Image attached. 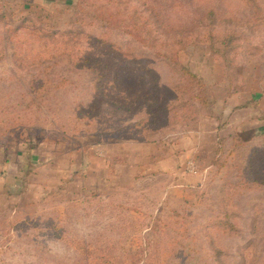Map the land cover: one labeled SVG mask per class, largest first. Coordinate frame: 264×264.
I'll list each match as a JSON object with an SVG mask.
<instances>
[{
	"label": "rangeland",
	"instance_id": "rangeland-1",
	"mask_svg": "<svg viewBox=\"0 0 264 264\" xmlns=\"http://www.w3.org/2000/svg\"><path fill=\"white\" fill-rule=\"evenodd\" d=\"M120 1L129 14L160 13L165 34L160 43L152 34L150 45L167 53L181 35L171 29L211 7L218 19H203L206 25L194 29L199 38L221 17L236 20L217 28L236 40L225 61L201 41L179 52L181 63L204 80L211 106H197L196 119L187 122L162 113L150 130L132 132L130 126L148 118L145 104L103 102L85 118L80 110L94 100L89 70L53 61L18 71L8 52L0 61V143L30 142L25 155L4 166L0 264H264V0ZM74 6L41 9L42 27L70 32L63 39L77 56L99 57L85 51L96 45L89 37L109 33L156 72L157 109L174 102L179 78L165 59L127 35L125 23L108 30L89 19L73 24ZM46 78L64 85L45 93L39 110L27 108L31 81ZM197 129L202 144L188 156ZM257 149L260 157L250 161ZM189 176L197 180L186 181Z\"/></svg>",
	"mask_w": 264,
	"mask_h": 264
},
{
	"label": "trees",
	"instance_id": "trees-1",
	"mask_svg": "<svg viewBox=\"0 0 264 264\" xmlns=\"http://www.w3.org/2000/svg\"><path fill=\"white\" fill-rule=\"evenodd\" d=\"M190 1L191 3L192 1L199 2V0ZM251 1L254 2L256 0ZM178 2L176 1L177 8L180 5L182 6ZM120 3V0H78L74 6L76 16L73 24H87L89 19L90 23L88 25L96 23V25L108 30L120 27L121 23H125V27L122 29L127 35L143 47H148L149 50L153 49L157 57L165 59L169 66L173 68L179 80L172 86L174 102L167 107L163 106V109L162 107L160 109L156 107L159 105L158 100L161 88L158 85L157 74L150 66L146 65L143 57L136 56L131 48L123 49L113 43L110 40L109 33L96 37L90 35L89 37L90 42L95 40L96 45L88 43L85 51L89 49L97 51L99 57L88 56L86 53L77 56V52L70 46V40L63 39L64 36H69L71 33L55 32L50 26L42 27L43 17H39V12L42 8L37 6H31L29 12L19 22H3L5 24V34L0 35V61L5 60L7 53L11 52L13 66L18 71L38 69L44 62L53 61H60L74 67L89 70L92 73L94 100L88 110H80L81 113H84L85 118L91 119V114L93 112L96 114L99 111L100 104L103 102L112 106L124 105L125 107L138 102L148 107V118L130 126L128 129L132 132H137L136 130L139 129L144 132L150 130L151 126L157 123V117L162 113L166 115V120L167 117L169 119L170 117H176L177 123L195 120L197 106H211L210 93L202 77L181 63L179 52L188 46L198 45L203 42L210 45V50L225 61L235 52L234 42L236 40L234 35H224L217 28L222 26L223 23L235 25L237 23L236 20L232 17H221L219 24L212 30H206L204 35L199 38L198 35L194 34V29L196 27L199 28L201 23L206 25L203 22L204 20L211 22L216 18L218 19L217 10L215 11V8L211 7L203 18H199V20L197 18L190 20L189 18L186 23L181 24L178 28L171 29L172 32L170 34L172 36L175 37L176 34H181V37L176 35L177 39L176 37L174 38L176 41L172 45L177 48L167 53L162 52L161 49H156V44L150 45L152 34L153 37H155L154 34L157 35L152 40L156 43L157 41L160 43L162 40L160 37L165 34L163 29L165 22L162 20L160 13L158 12V14L145 18L135 11L129 14V9L123 6L122 8ZM150 11L155 12L154 9H150ZM137 16H141V18ZM137 18L142 19L140 24L136 21ZM187 26L191 27L188 28L189 31L183 29ZM206 29H208L207 26ZM173 31H176V34ZM31 45V49L25 53V46ZM78 50L81 51L80 49ZM136 67L142 68L137 71ZM49 69L50 67L45 68V71ZM124 79L129 84H125ZM63 85L62 82L61 84H56L49 78H46L42 83H38L36 79L31 81L30 91L33 94V98L30 99L27 108L39 110L43 95L45 93L49 94L52 90L59 89ZM153 107H156L155 111H152ZM78 114V118H83V116H80V112ZM261 153L262 151L257 149L252 153L250 161L258 159ZM216 160L212 162V166L218 165V160Z\"/></svg>",
	"mask_w": 264,
	"mask_h": 264
},
{
	"label": "crops",
	"instance_id": "crops-1",
	"mask_svg": "<svg viewBox=\"0 0 264 264\" xmlns=\"http://www.w3.org/2000/svg\"><path fill=\"white\" fill-rule=\"evenodd\" d=\"M76 4V0H0V35L5 34V24L3 22H7L9 18H12L13 21H16L17 17L20 20L24 17L25 13L27 14L30 10L31 6H37L42 9H54L56 7H64V8H71ZM11 55V54H10ZM4 61V60H3ZM213 121V120H211ZM222 131V130H219ZM215 132V131H213ZM218 136L223 138L221 132H218ZM8 138V136H6ZM194 139L192 140V147L188 156L194 154L198 148H200V134L199 130L197 129L195 134L192 136ZM217 137V135H216ZM11 138V137H10ZM21 141V140H20ZM30 142V141H29ZM29 142H10V140L6 143H0V192L4 190L5 186V168L4 166L8 164L11 156L15 157V155H25V147ZM23 170V169H22ZM178 178V177H176ZM181 182L183 180L182 176ZM196 177H187L186 181H196Z\"/></svg>",
	"mask_w": 264,
	"mask_h": 264
},
{
	"label": "built area",
	"instance_id": "built-area-1",
	"mask_svg": "<svg viewBox=\"0 0 264 264\" xmlns=\"http://www.w3.org/2000/svg\"><path fill=\"white\" fill-rule=\"evenodd\" d=\"M189 169L193 173H197L198 172L197 166H196V164L194 162H189Z\"/></svg>",
	"mask_w": 264,
	"mask_h": 264
}]
</instances>
